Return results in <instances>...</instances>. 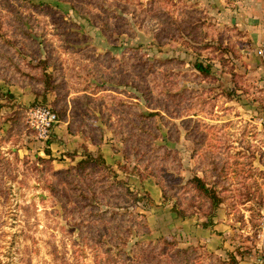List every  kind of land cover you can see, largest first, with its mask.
Here are the masks:
<instances>
[{
    "label": "rangeland",
    "instance_id": "obj_1",
    "mask_svg": "<svg viewBox=\"0 0 264 264\" xmlns=\"http://www.w3.org/2000/svg\"><path fill=\"white\" fill-rule=\"evenodd\" d=\"M34 1L44 2L52 9L31 8L20 0H0V15L12 39H17L22 46L26 42L18 31L22 21L37 25L35 29L48 43L67 91V110L69 100L79 94L76 90L81 86L80 77L72 70H80L77 61L89 62L91 58L87 53L91 51H107L118 59L122 56H142L149 61L179 59L182 63L174 68L181 73L178 91H193L199 95L191 100L194 107H190L183 117L163 114L162 120L156 118L160 135L152 143L165 147L170 162L160 165L165 168H159L161 172L148 176L144 171L141 176H136L130 173L136 158L125 157L122 141L116 140L105 124H102V141L91 143L85 126L100 125V122L89 117L84 125L71 124L76 131L74 134L68 132L66 124L67 133L71 135L69 139L79 136L81 141L74 142L72 149L57 154L67 156L65 161L58 160V168L53 160L41 162L38 158L52 157L46 150L52 152L51 148L64 139L58 140L52 133L46 139H38L28 124V112L39 105L53 107L55 93L49 92L45 99L34 96L32 102L22 104L9 94L7 87L10 85L0 81L3 86L0 90V264H93L95 255L104 256L101 249L91 246L88 238L91 235H87L91 234V226L87 228V219L72 199L68 184L59 172L76 164L85 152L101 153L117 178L141 196L140 201L130 206L131 210L146 217L148 231L140 238L167 239L181 248L193 244L206 248L200 243L199 233L200 222L205 218H176L171 212L173 200L164 198L161 183L166 194L171 193L169 184L172 180L183 183L193 175L207 177L213 183L218 180L214 162L218 167L224 163L226 181L217 189L226 185L228 189L223 192L226 197L218 208L236 210L233 218L239 224L232 223V226L238 231L230 237L221 233L220 245L215 248L218 253L207 248L206 251L222 261L228 254H234L238 263L252 260L258 251L256 227L264 208V73L257 70L264 59H259L260 54L253 50L246 35L223 14L196 8L181 0L178 3L180 9L194 10L180 13L181 19L196 23L200 28L194 30L192 37L174 31L173 39L157 43L153 39L154 24L139 13V8L148 6L151 0H110L114 2L112 11L121 19L117 22L120 32L110 33L108 42L100 29V18L106 13L87 0ZM98 13L100 15L95 16ZM112 15L108 23L114 22ZM197 59L211 65L210 78L193 75L196 71L192 63ZM119 88L130 92L128 95L135 94V103L147 111L137 91L129 86ZM231 88L237 91L229 99L225 91ZM30 90L35 95L31 87ZM2 127L6 129L2 130ZM201 135H204L202 144L197 145L196 137ZM26 147L27 153H24ZM39 149H43V155H38ZM244 176L245 186L238 189ZM238 190L252 199L240 204ZM133 235L128 240L129 245L136 239ZM198 264L219 263L206 256Z\"/></svg>",
    "mask_w": 264,
    "mask_h": 264
},
{
    "label": "trees",
    "instance_id": "obj_2",
    "mask_svg": "<svg viewBox=\"0 0 264 264\" xmlns=\"http://www.w3.org/2000/svg\"><path fill=\"white\" fill-rule=\"evenodd\" d=\"M87 1L106 13L105 17L100 18V29L110 42V33L120 32L117 22L121 17L112 11L114 2ZM20 2L31 8L52 9L44 2ZM180 2L181 0H151L148 6L139 8V13L154 24L153 39L157 43L173 39L174 31L192 37L194 30L200 28L196 23L181 19L180 13L186 14L194 10H189L188 7L180 9ZM123 9L122 7L121 10ZM112 13L115 20L108 23ZM98 15L100 13L95 16ZM122 22L125 23V20ZM21 26L18 31L26 39L24 46L19 45L17 39H12L0 15V81L5 85H29L35 96L40 95L43 99L49 92H54L56 96L52 101L53 107L50 108L56 113L58 120L67 122L70 134L76 133L71 127L72 123L84 125L87 117L97 119L100 125L85 126L88 139L93 144L102 141V124H105L115 134L114 138L122 141L125 157L131 155L136 158L131 174L141 176L146 171L149 176L161 172L159 168L164 170V166L160 165L169 163L170 155L165 147L152 143L160 135L156 118L162 120L163 114L167 117H183L190 107H194L191 100L197 99L199 95L193 91H178V77L181 73L174 68L182 61L172 57L149 61L142 56H122L118 59L107 51L88 52L87 56L91 58L89 62L77 61L80 70H72L73 74L80 77L81 86L76 90L79 94L69 100L70 107L67 110V91L64 90L48 43H45L42 34H38L35 23L24 20ZM192 65L196 71L192 74L196 78L212 76L211 65L198 59ZM120 86H129L137 91L140 99L145 102L147 111L144 112L135 103V94L128 95L130 92L120 89ZM236 91L231 88L225 93L231 99ZM203 137L204 135L196 137L197 145L202 144ZM46 153L49 155V150ZM208 155L211 157L210 153ZM38 159L41 162L53 160L52 157ZM213 167L218 174V180L213 183L207 177L198 175H193L183 183L172 180L169 184L170 194H166L161 183L164 198L173 200L171 212L176 218L199 216V219L205 218L200 222L202 227L212 226L215 211L226 197L223 192L228 189L227 185L217 189L226 181V165L223 163L218 167L217 162H214ZM59 172L68 184L72 199L77 202L80 212L87 219V228L91 226V234L85 230L87 235H91L88 236L91 246L95 249L98 247L104 254L103 257L95 255L93 264H198L206 256L219 264H238L234 254H228V258L222 261L213 253H208L203 245L193 244L181 248L167 239H141L148 231L146 217L143 213L130 209L133 203L141 200V196L130 189L124 180L117 178L101 153L93 155L85 152L76 164ZM244 181L245 176L238 189L245 186ZM237 193L240 204L252 199V196H244L239 190ZM121 209L124 211H120ZM132 235L136 239L129 245L128 240Z\"/></svg>",
    "mask_w": 264,
    "mask_h": 264
},
{
    "label": "crops",
    "instance_id": "obj_3",
    "mask_svg": "<svg viewBox=\"0 0 264 264\" xmlns=\"http://www.w3.org/2000/svg\"><path fill=\"white\" fill-rule=\"evenodd\" d=\"M187 3L192 4L193 7L203 8L210 12H215L217 14H223L224 16L230 18L235 25L242 31L243 34L248 38L251 47L254 51L262 50L264 53V0H185ZM259 59L262 61L264 57L262 55L259 56ZM259 72L264 73V61H262L261 65L257 67ZM8 92L18 103L28 104L33 101V95L31 93L30 87L28 85H10L7 87ZM0 90H3V86H0ZM7 90V89H6ZM48 97V96H47ZM66 121H60L56 123L51 129L49 135L52 133V137L56 139H60L63 137V141L59 140L56 145H54V149L51 148V156L54 157L53 164L55 168L60 166L57 162L59 159L61 161H65L67 156L62 154L61 156H57V154L64 152V150L72 149L74 142L77 144V141H81L79 136L73 137L69 139L71 135L67 133L66 130ZM264 124V122H263ZM6 129V127H2V130ZM75 139V140H74ZM51 146V145H50ZM30 148H33L29 146ZM49 147V146H47ZM32 150V149H31ZM15 150H13L14 152ZM17 151V149H16ZM24 153H27V147L25 148ZM43 155V149H39L38 155ZM48 157V155H46ZM58 158V159H57ZM223 205V204H222ZM236 210L230 209H220L218 208L213 217V224L208 228L201 227L199 233L201 235L200 243L206 245V248L211 251L215 250L219 244V238L222 236L221 233L225 234V237L233 236L238 229L233 228V225H238L239 222L233 218ZM241 211H244L241 209ZM230 241V239L228 240ZM224 246H227L224 242ZM240 259V258H239ZM254 259V258H253ZM253 259L245 262L239 261L238 264H252Z\"/></svg>",
    "mask_w": 264,
    "mask_h": 264
},
{
    "label": "built area",
    "instance_id": "obj_4",
    "mask_svg": "<svg viewBox=\"0 0 264 264\" xmlns=\"http://www.w3.org/2000/svg\"><path fill=\"white\" fill-rule=\"evenodd\" d=\"M258 54L264 57L262 50ZM30 128L34 131L38 139H46L52 126L58 122V117L49 106L39 105L28 112L27 118ZM258 251L252 264H264V208L260 212L256 227Z\"/></svg>",
    "mask_w": 264,
    "mask_h": 264
}]
</instances>
